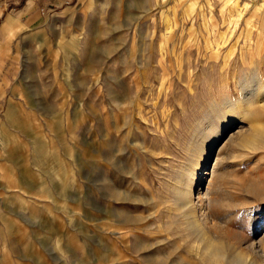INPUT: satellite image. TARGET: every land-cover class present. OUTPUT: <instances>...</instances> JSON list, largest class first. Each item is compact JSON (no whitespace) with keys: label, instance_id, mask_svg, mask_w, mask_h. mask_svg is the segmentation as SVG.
Returning <instances> with one entry per match:
<instances>
[{"label":"rangeland","instance_id":"obj_1","mask_svg":"<svg viewBox=\"0 0 264 264\" xmlns=\"http://www.w3.org/2000/svg\"><path fill=\"white\" fill-rule=\"evenodd\" d=\"M24 1L0 0V264H264L213 245L208 214L192 227L175 196L198 160L204 192L220 173L209 214L230 240L264 234V146L214 165L248 124L208 123L211 100L264 82V0H28L23 27L2 28Z\"/></svg>","mask_w":264,"mask_h":264},{"label":"bare ground","instance_id":"obj_2","mask_svg":"<svg viewBox=\"0 0 264 264\" xmlns=\"http://www.w3.org/2000/svg\"><path fill=\"white\" fill-rule=\"evenodd\" d=\"M250 29L251 26L246 27L243 33L245 35V39L239 49H238L239 47L238 44H232L231 46L232 48H230L228 53H226V56H224L225 61L226 59L228 61V58L231 55L235 54L237 50H240L242 54L248 52L247 48L250 42V37H249V34L251 32ZM235 92L236 95L234 97H224L222 104H219L216 100H211L209 102V108H210V112L212 113V116L210 115L211 119L208 121V123L212 124L213 126H215L216 124L220 125L222 123L224 125L225 123L228 127L230 126V124L236 122L237 120H242V121L244 120L247 122L248 128L245 131L239 132L238 135L231 134L229 136V140L226 142V145L222 148L219 147L214 165H216L218 161H220L221 159L220 153L227 146H229L231 153L234 154V158L237 159H240L243 153L244 155H246L245 152L249 149L256 150L255 148L260 149L262 146H264V121L259 122L253 119V115L255 112L254 110H256V108L258 109V111L259 110L264 111L263 80L258 76L250 77L246 75L243 77V79H240V81L237 82ZM217 135H219V130H215V131L213 130L211 133H206L202 136L203 139L201 138L202 140L200 142H197L196 143L197 145H195L197 150L202 149L204 152V159H203L204 167H206L209 163L208 160L210 157V151L213 149V147L221 138V136H217ZM210 136H214L213 143L205 147L204 146L205 141L209 140ZM248 154H250V152ZM193 164L195 165L193 166ZM198 165H199L198 160L197 161L192 160L191 163H188L186 168L180 171L176 180V189H175L176 201L179 207H181L182 214L185 216V219L189 222V224L192 225V227L194 226V228L202 229L201 228L202 223L200 222L202 218L199 219L198 213H201L202 216L204 214L207 216L208 214L209 220L207 221H209L211 224L209 239L210 241H213V245H216L215 241H217L219 245L221 244V248L223 250L232 252V254L238 259V261H241L242 257L247 255L248 253L253 254V258L258 256L264 259V234L261 236L260 239H258V241H253V239L250 236L251 235L250 232H247L244 235L242 233L240 234L239 237H237L236 235V237H233L235 241H231L230 239L232 238V236L235 235L230 233L231 231L230 229L227 228L226 225L223 226L220 225L219 222L214 220L212 215L209 214L211 211H214L215 209L222 208L221 200L218 197L210 196L212 194H217V193L219 194L220 189L215 184L217 183L216 181L221 179L220 178L221 176L219 172L217 173V171L215 172L212 170V173H214V179L213 181L210 180L208 182V187L206 188V192H204L203 185L206 182V177H203L204 175L201 177L199 173L197 174L196 172L190 169L193 167L195 168V166L197 168ZM207 169L210 170L209 168ZM204 174L210 175V171H205ZM256 192H257L256 193L257 198L258 197L260 199L264 198V189L263 190L257 189ZM231 208L232 207H230V209ZM239 211L240 210L238 208L232 213L235 212L237 214ZM259 221L260 219L258 217L257 219L255 218L250 219L249 220L250 227L249 226L248 227L251 228V225L254 228L256 226L258 227ZM223 237L226 240H223ZM244 250H246V252H244Z\"/></svg>","mask_w":264,"mask_h":264},{"label":"crops","instance_id":"obj_3","mask_svg":"<svg viewBox=\"0 0 264 264\" xmlns=\"http://www.w3.org/2000/svg\"><path fill=\"white\" fill-rule=\"evenodd\" d=\"M4 1L6 2L7 0H4ZM21 1L22 0H9V2L14 4L15 6L17 4H19V2H21ZM31 1H32L33 5H35L37 7H39L40 5H48L52 2V0H31ZM55 1H60V0H55ZM24 2L26 5L28 0H25ZM32 3L29 1L27 6L24 9L21 7L15 13H7L8 15L6 16L5 20L2 23V28L6 29L7 31H11L12 29H14L16 27L22 28L23 25L21 24L20 19L23 16V14L28 9H30ZM14 9H16V8H14Z\"/></svg>","mask_w":264,"mask_h":264}]
</instances>
